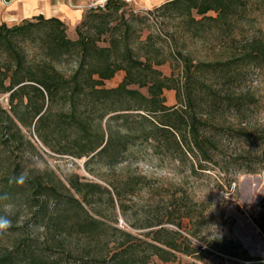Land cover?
Returning a JSON list of instances; mask_svg holds the SVG:
<instances>
[{
  "label": "trees",
  "instance_id": "1",
  "mask_svg": "<svg viewBox=\"0 0 264 264\" xmlns=\"http://www.w3.org/2000/svg\"><path fill=\"white\" fill-rule=\"evenodd\" d=\"M254 6L264 15V0H171L154 10L180 18L192 37L212 26L211 31L227 36L231 52ZM97 10L105 18L98 37L80 31V24L91 22L94 9L75 28L76 40L67 37L68 27L56 18L0 24V200L24 199L31 210L29 221L41 230L22 239L11 225L7 231L15 240L1 249L0 264H168L177 254L201 260V248L181 232V219L149 224L144 227L148 231L133 234L103 217L96 207L104 193L111 207L115 197L125 214L123 190L129 183L111 192L77 175L66 184L52 172L25 178L23 155L35 147L23 129L33 127L53 153L86 157L87 165L96 160L111 167L142 139L164 144L179 163L189 162L193 172L195 166L205 169L203 163H214L219 151L208 126L225 113L241 114L250 104V92L236 91L231 83L244 76L245 68L263 72L264 40L252 37L237 56L231 53L210 62L193 63L178 53L184 80L180 83L174 71L166 76L157 68L167 59L149 43L150 35L140 40L135 30V24L149 22L153 11L133 13L123 0H107ZM103 34L107 44L99 46ZM21 43L37 47L39 54L26 52ZM68 59L76 67L66 75L57 66ZM119 71L124 72L122 81L105 87ZM201 76H212L217 83L207 84ZM169 90L176 91L173 106L166 105L164 92ZM237 131L245 142L264 143V126L251 130L245 124ZM249 164L254 165L248 172L256 173L259 161ZM214 249L251 260L244 250L233 254L221 246Z\"/></svg>",
  "mask_w": 264,
  "mask_h": 264
},
{
  "label": "rangeland",
  "instance_id": "2",
  "mask_svg": "<svg viewBox=\"0 0 264 264\" xmlns=\"http://www.w3.org/2000/svg\"><path fill=\"white\" fill-rule=\"evenodd\" d=\"M106 1L93 8L95 12L91 14V22L83 26L80 24V31L86 36L98 37L103 29L105 18L97 8L104 7ZM131 7L126 4V9ZM154 9H140L142 14L153 12L149 22L135 24V30L140 40L150 35L149 43L167 59L157 68L166 76L174 71L180 83L184 80L182 63L176 58L178 53L189 56L193 63L210 62L226 59L231 53L237 56L246 45V40L252 37L260 36L264 40V15L255 6L247 20L241 23L243 28L238 30L237 43L231 52L226 49L227 36H219L215 30L211 31L212 26L206 25V32H199L198 37H192L193 32L186 31L180 18ZM209 15L215 16L212 13ZM113 17L116 18L115 15ZM66 33L71 40L78 37L76 30L67 28ZM106 37L105 34L101 36L99 46L107 44ZM20 46L30 54L38 55L40 52L32 44L21 43ZM57 67L68 75L75 69L76 62L68 59ZM242 73L244 76L231 83L232 88L241 92L249 91L251 102L245 105L241 114L225 113L208 126L211 135H215L218 141L219 151L214 163H203L205 169L195 166L193 172L189 162L179 163L164 144L142 139L136 140L111 167L96 160L87 165L86 157L77 159L53 153L43 145L31 127L23 129L35 147V151L28 150L23 155L24 177L52 172L66 184L69 177L77 175L81 180L97 182L111 192L112 187L119 186L122 189L120 185L129 183L130 186L123 190L124 215L115 197V208L111 207L106 193L102 194L96 208L112 224L116 220L119 228L133 234L148 231L144 227L149 224L181 219L182 234L206 252L199 250L201 260L177 254L176 261L168 264H264V143L245 142L237 131L245 124L251 130L264 126V70L258 74V70L250 67ZM123 76V71L117 72L112 79L105 81V87H116ZM201 80L212 85L217 83L212 76H201ZM141 91L145 92V89ZM164 95L166 105L177 103L175 90L165 91ZM1 100L6 106V100ZM229 127H232L230 132L225 130ZM254 161H259L254 166L256 173L248 172L247 167L254 165L249 163ZM0 216H7L11 220V225L18 229L15 236L20 235L22 239L41 232L29 221L31 210L24 204V199L0 200ZM163 226L176 229L169 224ZM9 233L7 231L6 236L0 238V251L14 242V236ZM216 245L233 254H241L244 250L251 260L219 253L214 249Z\"/></svg>",
  "mask_w": 264,
  "mask_h": 264
},
{
  "label": "crops",
  "instance_id": "3",
  "mask_svg": "<svg viewBox=\"0 0 264 264\" xmlns=\"http://www.w3.org/2000/svg\"><path fill=\"white\" fill-rule=\"evenodd\" d=\"M106 0H0V24L9 27L24 20L42 16L56 18L66 24L68 29L75 28L86 14ZM171 0H132L131 5L138 9L157 8Z\"/></svg>",
  "mask_w": 264,
  "mask_h": 264
},
{
  "label": "clouds",
  "instance_id": "4",
  "mask_svg": "<svg viewBox=\"0 0 264 264\" xmlns=\"http://www.w3.org/2000/svg\"><path fill=\"white\" fill-rule=\"evenodd\" d=\"M7 209L8 206L6 205ZM11 220L7 218V216H0V234H3L11 227Z\"/></svg>",
  "mask_w": 264,
  "mask_h": 264
},
{
  "label": "built area",
  "instance_id": "5",
  "mask_svg": "<svg viewBox=\"0 0 264 264\" xmlns=\"http://www.w3.org/2000/svg\"><path fill=\"white\" fill-rule=\"evenodd\" d=\"M126 4H128V5H131V3H132V0H123ZM131 10H132V12L133 13H141V10L140 9H138V8H135V7H131Z\"/></svg>",
  "mask_w": 264,
  "mask_h": 264
}]
</instances>
